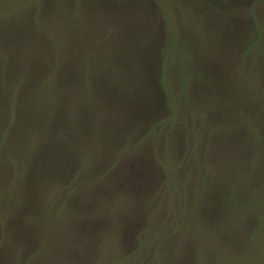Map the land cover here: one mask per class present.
I'll use <instances>...</instances> for the list:
<instances>
[{
	"label": "rangeland",
	"instance_id": "374dc122",
	"mask_svg": "<svg viewBox=\"0 0 264 264\" xmlns=\"http://www.w3.org/2000/svg\"><path fill=\"white\" fill-rule=\"evenodd\" d=\"M0 264H264V0H0Z\"/></svg>",
	"mask_w": 264,
	"mask_h": 264
},
{
	"label": "trees",
	"instance_id": "16d2710c",
	"mask_svg": "<svg viewBox=\"0 0 264 264\" xmlns=\"http://www.w3.org/2000/svg\"><path fill=\"white\" fill-rule=\"evenodd\" d=\"M162 84L160 83V86H161Z\"/></svg>",
	"mask_w": 264,
	"mask_h": 264
}]
</instances>
